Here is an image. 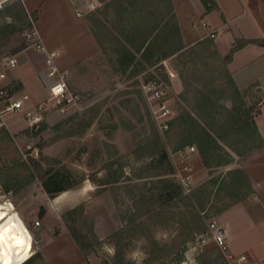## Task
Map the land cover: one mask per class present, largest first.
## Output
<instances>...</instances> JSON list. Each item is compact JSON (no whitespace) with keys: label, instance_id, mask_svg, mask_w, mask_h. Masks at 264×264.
Wrapping results in <instances>:
<instances>
[{"label":"rangeland","instance_id":"1","mask_svg":"<svg viewBox=\"0 0 264 264\" xmlns=\"http://www.w3.org/2000/svg\"><path fill=\"white\" fill-rule=\"evenodd\" d=\"M104 1L35 0L38 4H28V11L16 5L0 9V53L19 57V52L28 48L24 32L31 28L33 19L49 45L63 48L60 59L71 72V87L83 99L81 105L61 111L49 99L50 93L39 96L33 87L27 92L20 82L8 79L15 96L30 95L25 110L39 103L46 105L38 125L24 116L25 110L0 117V181L12 191L10 199L2 202H12L33 237L34 256L28 264H142L152 237L158 246L175 251L149 264H179L175 253L182 246L179 243L186 240V247L191 246L199 234L206 233L211 219H221L227 208L218 213L220 208L243 202L255 212L247 184L251 181L245 172L234 173L236 179L243 177L238 179L241 191L221 182L232 177L228 170L241 168L236 165L238 158L253 145L246 138L252 135L251 126L243 131L231 126L235 117L246 119L237 106L243 112L249 109L233 88L225 57L217 53L212 41H201L170 55V45L163 38L152 51L147 46L145 55L150 53L153 58L142 60L144 53L137 51L140 45L131 43L140 35L123 27L126 22L118 21L117 11L105 13ZM172 47L176 52L179 44ZM170 72L177 74L176 80L171 79L174 76ZM154 79L166 82L165 92L175 110L167 130L159 127L142 87L143 82ZM189 115L217 135L225 148L216 150L208 165L199 150L186 157L177 153L181 147L197 146V142L179 145L181 117ZM225 135L227 142L222 140ZM155 143L170 153L174 167L170 177L175 180L177 167L188 164L193 191L202 190L204 185L215 190L206 204L207 211L202 212L204 230L193 236L183 237L170 222L146 218L144 225L140 223L143 219L138 217L135 196L142 183L151 179L146 176L156 171L143 167ZM229 159L231 163L220 164ZM112 161L116 162L114 170L124 173L120 187L104 183L108 178L106 166ZM63 164L81 182L66 193L50 197L41 175L47 168ZM212 179H217L215 186L210 183ZM74 207V226L86 235L85 249L74 239L63 215L71 218L68 214ZM236 217L239 220L241 213ZM240 227L256 248H264V237L251 221L241 220ZM214 246L211 242L198 253L200 264H226ZM119 247L124 251L121 259L116 254L122 251Z\"/></svg>","mask_w":264,"mask_h":264},{"label":"crops","instance_id":"2","mask_svg":"<svg viewBox=\"0 0 264 264\" xmlns=\"http://www.w3.org/2000/svg\"><path fill=\"white\" fill-rule=\"evenodd\" d=\"M28 4L36 6L38 2L13 0L0 9L16 5L28 11ZM104 8L105 13L117 11L118 21L126 22L123 27L132 28L134 34L140 35L131 43L140 45L137 51L140 49V53H144L142 60L153 58L150 53L145 55V50L150 45L152 51L153 45L158 46L163 38L170 45L171 49H167L170 55L201 41L202 44L212 41L217 53L224 57L242 40H250L234 50L227 63V72L242 93L264 140V0H105ZM6 15L9 16L8 13ZM204 21L209 24L208 28L203 25ZM210 31H216V35L212 37ZM41 35L49 47L61 49V46L49 45ZM93 42L91 40L92 47ZM174 43L179 44L176 52L172 47ZM4 56L0 53V61ZM18 58L19 64L9 71L8 79L20 82L25 91L33 87L37 94L50 93L44 54L28 47L19 52ZM59 63L66 67L61 59ZM173 76L171 79L177 78L176 73ZM236 165L244 170L252 183L254 192L249 199L255 212L243 202L235 203L223 212L219 222L224 226L234 251L247 252L252 257L264 259V248H256L254 242L240 229L241 220L251 221L259 229L260 236L264 237V144L240 157V160L238 158ZM236 213L242 215L239 220ZM9 251L6 242L0 243V261Z\"/></svg>","mask_w":264,"mask_h":264},{"label":"trees","instance_id":"3","mask_svg":"<svg viewBox=\"0 0 264 264\" xmlns=\"http://www.w3.org/2000/svg\"><path fill=\"white\" fill-rule=\"evenodd\" d=\"M246 42H250V40H242V42L233 47L231 52L225 56L227 63L232 57L234 50ZM226 70H228L227 67ZM231 82L236 93L243 98L242 93L234 81ZM242 102L244 103V101ZM241 108V106H237L236 110L240 112L239 114H244L246 119L235 117L232 120L231 126L236 131H243L246 130L245 128L247 126H251L248 129L249 131L252 130V135L250 133L248 135L249 137L245 135L247 140H250L253 144L247 147L246 152H250L261 147L264 144V140L262 139L257 125L250 114V110H245L243 112L241 111ZM181 119H183L182 129L180 131L182 143H179V145L182 146L189 142H197L198 150L202 155V160L205 165H208L207 160H209L213 154H216V150H225L224 146L219 143V137L200 124L197 119L192 118L190 115L189 117H181ZM226 138L227 137L225 135L222 140L227 142ZM243 138L245 137H241V140ZM152 147L153 150L144 161L143 167L144 169H155L156 171L154 174L146 176L151 179L142 183V186L138 188L139 191L135 196V203L138 208V217L143 219L140 223L144 225L146 218L156 221H164L166 223L170 222L175 228L180 229L179 234L183 235V237L186 235L187 237L188 235H194L197 232H201V230L203 231L205 227V215H203L202 212L204 210L205 212L207 211L206 204L209 201L214 188L210 189L208 186L204 185L202 190L198 188L194 191L192 189L193 192L191 191V194L184 193V190L175 175L173 174L175 180L168 175L174 170V167L172 166V160L169 157L166 147L158 143H155ZM231 162L232 160L229 159L220 164H228ZM115 164V161L107 164L106 168L108 169V178L104 181V183H114L115 186L117 185L116 187H120V184H124L122 181V175L124 173L122 169L115 171ZM228 171V174L232 175V177L228 181L224 178L221 182L228 186L232 184L235 191H241L242 184L239 183L238 179L243 177H238L236 179L234 173L244 175V170L242 168H234ZM41 176L42 185L50 197H55L66 190L76 187L81 182L76 179L72 169L64 164L47 168ZM210 183L215 186L217 184V179H212ZM247 184L250 187V193H253L254 190L251 182L248 181ZM5 186L6 188H9L8 185ZM226 208H228V206L222 209L220 208L217 212H222ZM76 211L77 207H74L69 211L68 215H70L71 218H68L65 213L63 215L74 239L81 248L85 249L87 247V242L85 241L86 235L74 226L76 224V218H74L73 215ZM2 242H6L8 244L10 251L8 255L0 261V264H28L31 262L32 257L34 256L33 237L19 214L14 211L12 202H0V243ZM184 242H186V240H184ZM184 242L179 243L182 246L177 248V251L175 252L177 254V262H179V264L184 259L187 249ZM149 243L150 247L146 248L144 251L146 257L144 258L142 264H149L159 259H164V257L170 256L175 251L174 248L165 250L163 247L158 246L154 237L149 239ZM214 247L215 251L221 255L218 248L216 246ZM121 250L122 249L119 247L118 251ZM207 252L208 250L206 253ZM123 253V250L121 252H117V257L120 259L123 258Z\"/></svg>","mask_w":264,"mask_h":264},{"label":"built area","instance_id":"4","mask_svg":"<svg viewBox=\"0 0 264 264\" xmlns=\"http://www.w3.org/2000/svg\"><path fill=\"white\" fill-rule=\"evenodd\" d=\"M10 1L13 0H0V8ZM31 20V28L25 31L24 35L28 42L27 46L36 49L45 56V72L50 89L49 99L61 111H65L72 105H81L83 100L82 95L71 87V72L69 68L59 63L62 50L49 47L38 30L35 21L33 19ZM203 25L206 28L209 27L206 21L203 22ZM209 34L214 37L216 31H210ZM18 64L19 58L17 54L5 55L0 61V117L8 112L25 110V100L29 98L28 95L23 97L15 96L11 83L7 82L9 71L17 67ZM170 73L174 75L172 72ZM165 86L166 82L161 79L146 81L142 84L143 90L151 103L153 115L162 130H167L169 128L175 113L170 99L166 95ZM45 110L46 105L44 103H39L34 108L25 110L24 116L28 118L32 124L38 125ZM29 147H31V145H29ZM197 151L198 148L194 144L179 148L177 153L186 157L190 152L194 153ZM185 157L183 158L184 160L186 159ZM174 175L185 193L192 191V172L188 164H185L183 167L178 166ZM11 195L12 191L5 189L0 181V202H2V200L7 201L10 199L9 196ZM39 223L40 222L37 221V224ZM211 242L218 248L226 264H264V259L252 257L247 252L234 251L224 226L217 219H211L208 222L206 233L202 232L199 234L195 242L191 246H187L184 259L180 264H200L197 259L198 253H200L201 250L203 253L207 244Z\"/></svg>","mask_w":264,"mask_h":264}]
</instances>
